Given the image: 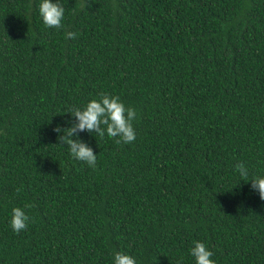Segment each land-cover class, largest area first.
Returning <instances> with one entry per match:
<instances>
[{
	"label": "trees",
	"instance_id": "1",
	"mask_svg": "<svg viewBox=\"0 0 264 264\" xmlns=\"http://www.w3.org/2000/svg\"><path fill=\"white\" fill-rule=\"evenodd\" d=\"M41 2L0 0V264H195V241L264 264V200L235 169L264 176V0H59L60 29ZM100 93L136 139L79 132L92 168L54 129Z\"/></svg>",
	"mask_w": 264,
	"mask_h": 264
},
{
	"label": "clouds",
	"instance_id": "2",
	"mask_svg": "<svg viewBox=\"0 0 264 264\" xmlns=\"http://www.w3.org/2000/svg\"><path fill=\"white\" fill-rule=\"evenodd\" d=\"M39 14L46 27L60 29L63 27L65 8L59 0H42L39 5ZM75 32H67L66 38L75 39ZM74 117L70 127L61 128L59 125L54 129L59 133V144L66 145L72 157L86 163L89 167L95 168L97 154L88 143L78 138L79 132L87 131L95 133L103 138L105 134L114 138L116 144H129L135 141L136 131L133 121L137 118L136 109L127 107L118 95L100 93L98 98H92L81 107L73 106L66 111ZM73 137H77L73 139ZM236 171L243 181H251V189L259 193L261 200H264V176L248 178L249 170L243 162L235 165ZM21 189H17L20 191ZM26 205L25 208H31ZM25 208L14 207L10 219V226L14 232L19 233L28 227L31 216ZM190 254L195 259V264H216L212 259L213 251L201 241H195L190 249ZM113 264H137L136 259L124 252H115Z\"/></svg>",
	"mask_w": 264,
	"mask_h": 264
}]
</instances>
